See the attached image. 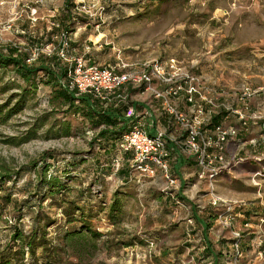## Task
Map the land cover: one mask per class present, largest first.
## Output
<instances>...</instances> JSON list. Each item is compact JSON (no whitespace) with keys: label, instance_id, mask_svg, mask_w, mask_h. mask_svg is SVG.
I'll use <instances>...</instances> for the list:
<instances>
[{"label":"rangeland","instance_id":"374dc122","mask_svg":"<svg viewBox=\"0 0 264 264\" xmlns=\"http://www.w3.org/2000/svg\"><path fill=\"white\" fill-rule=\"evenodd\" d=\"M56 23L74 35L76 49L91 47L88 59L98 66L113 65L118 58L128 65L176 59L224 96L248 85L257 93L250 107L264 116V0H0L2 47L44 46L58 34ZM8 25L11 29L6 32ZM15 81L11 71L0 70V86L17 85ZM16 93L19 90L13 88L0 95L2 114L18 103ZM66 125L69 133L62 136ZM100 127L92 129L80 114L68 112L54 100L49 85H41L19 111L0 123V176L11 177L5 187L12 188L16 204L29 199L23 186L30 175L14 177L26 165L45 159L47 177L59 175L65 183L56 202L46 199L35 204L22 218L11 207L6 211L0 222V254L18 249L10 238L14 229L26 235L39 220L47 247L53 249L49 264H264V223H260L264 151L258 148L260 161L250 159L253 154L245 149L251 137L238 155L243 161L212 185L214 194L234 208L227 226H222L215 221L221 209L209 203L207 181L190 171L173 187L159 172L135 177L129 156L115 146L105 154L99 150L104 141L94 139ZM72 157L78 159L72 162ZM87 192L88 205L100 202L104 207L100 212L96 207V217L90 221L101 236L71 248L63 246L59 235L67 209L64 202H81L89 197ZM115 194L123 207L113 222L106 214ZM234 233L240 235L239 258L232 247ZM24 255L29 264L30 255Z\"/></svg>","mask_w":264,"mask_h":264},{"label":"built area","instance_id":"2783aa9c","mask_svg":"<svg viewBox=\"0 0 264 264\" xmlns=\"http://www.w3.org/2000/svg\"><path fill=\"white\" fill-rule=\"evenodd\" d=\"M54 27L59 29L58 23ZM10 29L8 25L4 31L9 32ZM73 38L74 35L68 30L59 29L58 34L50 37V42L44 46L38 44L34 48L22 50L13 44L9 47L26 53L25 62L28 65L39 54H55L65 69L62 86L77 96H86L101 109L109 106L114 99H123L119 91L124 86L138 89L141 95L148 96L154 102L148 103V107L143 110L144 116H153L159 124L164 117L167 127L150 135L144 125L136 123L120 136L115 147L121 155L130 157V173L143 178L153 177L159 172L168 186H175L180 179L170 172L172 149L167 148L169 142L173 143L179 153L195 163L197 170L193 175L208 182L211 187L208 192L209 203L214 209H221L215 213V221L227 226L233 205L214 194L212 185L221 175H230L232 168L243 161L238 157L241 150L231 153L229 147L236 144L241 135L249 133L250 123L259 125V134L257 139L248 142L250 154H253L249 157L254 161L261 160L257 151L258 148L264 151V116L253 111L249 103L257 94L256 91L248 85H242L232 96L225 97L223 92L211 88L209 83L176 59L128 65L118 58L115 64L101 67L88 59L91 47L83 46L78 50L73 46ZM220 98L230 99L237 105L225 102L221 105L218 102ZM180 106L183 108L180 109ZM220 109L226 112L224 119L234 117L233 122L210 126L212 117L220 113ZM129 115H133L132 110ZM114 162L118 166L120 158ZM187 223L192 225V219H188ZM260 223H264L263 218ZM234 236L236 239L232 247L235 257L239 258L242 256L239 249L240 235L234 233Z\"/></svg>","mask_w":264,"mask_h":264},{"label":"trees","instance_id":"16d2710c","mask_svg":"<svg viewBox=\"0 0 264 264\" xmlns=\"http://www.w3.org/2000/svg\"><path fill=\"white\" fill-rule=\"evenodd\" d=\"M69 15H65V20H67ZM65 20L63 22H65ZM62 27L65 25L60 24ZM59 25V27H60ZM49 41H47L48 44ZM32 44V42L30 43ZM33 45V44H32ZM27 54L23 53L13 47L0 45V70L2 73L4 71H11L12 75L16 79L17 85L15 83H7L4 86H0V95L4 94L10 89L16 88L19 90V93H16L15 97L19 98L18 103L14 108L10 109L7 112L3 111L1 113L0 106V123L5 122L9 117L14 115L19 111L22 104L25 103L27 98L33 97L38 91L41 85H49L51 87L54 100L59 101L61 106H67V111L72 112L73 115L80 114L87 123H89L92 129H97L98 133L94 140H102L104 143L97 147L101 149L104 154L106 151H110L116 145V141L120 136L126 131L121 129L122 122L120 120L114 119L112 112H106L105 109H97L95 107L96 103L91 102L86 96H77L73 91H69L64 88L62 85L65 78V69L63 64L57 59L56 55L46 56L39 54L37 59L30 65L26 64ZM225 113L220 112L216 116L212 117L211 125L220 124V120L223 119ZM69 126H65L62 129V136L68 135ZM78 159V157H72V162ZM50 160V157H47ZM80 159V158H79ZM86 159H80L82 164H85ZM68 165L66 167L65 173L69 169ZM49 170V165L46 163L45 159L40 161V164L37 165L36 162L26 165L25 167L20 168L14 175L15 178L21 177L23 173L30 175V180L23 186V190L26 191L27 197L25 201L16 204V201L12 198L13 193L11 192L12 188H6V181H10L11 177L9 176H0V222L3 219L6 211L11 207L12 210L17 211L18 218H22L24 211L27 212L28 208L36 206L35 204H40L46 199L53 200L56 202L58 195L65 189V183L63 178L59 175L50 174L47 177ZM27 172V173H26ZM124 174H126L124 172ZM124 176V175H122ZM63 177V176H62ZM33 193V194H32ZM88 196L86 199H81V202L71 201L64 202L66 204V210L63 213V224L64 226L59 235L60 240L62 241L63 246L73 247L75 245L81 244L82 241L85 243L87 240L94 241L95 239L101 236V233L93 229L91 225V219H95V212L97 211L96 207H99L98 212L104 208L99 202L98 205L93 206L92 204L88 205V202L91 198V194L87 192ZM118 194H115L112 203L107 208V217L109 221L115 222V220L122 213V202L117 198ZM33 204L25 205L27 202ZM97 213V212H96ZM248 215L247 212L244 213ZM36 219V218H35ZM208 228V225H205ZM204 231V227L202 228ZM45 231L42 230L39 220L36 221L32 227L30 233L24 235L21 231L14 229L11 233V240L14 243H18V249L14 250L8 248L0 254V264H26L24 262V254L30 255L29 264H35L32 259L35 258V261L40 260L39 264H49L51 259L50 251L53 250L48 248L47 241L45 239ZM15 246V245H13ZM39 256L35 257V253L38 251ZM26 251V252H25ZM210 252L208 247L206 252ZM25 252V253H24Z\"/></svg>","mask_w":264,"mask_h":264},{"label":"crops","instance_id":"0c3cea01","mask_svg":"<svg viewBox=\"0 0 264 264\" xmlns=\"http://www.w3.org/2000/svg\"><path fill=\"white\" fill-rule=\"evenodd\" d=\"M119 92L123 96V99H114L113 102L105 108V111L107 113L112 112L114 119L116 118L117 120H120L122 122V124L120 125L122 126L121 129L127 131L133 125H135L136 123H139V124L144 125V129L147 131L148 134L154 135L157 132V130H162L165 128V126L167 127L166 119L164 117L162 119V122L159 124V122L157 123L153 116L151 117L144 116L145 113H143V110L148 107V103L154 102V101L149 100L148 96L144 94L141 95L138 89L135 90L133 88L126 87V86L122 87ZM261 95H263V98H264V94H261ZM218 102L221 105L224 102L237 105V103H234L232 100L227 99V98H220ZM95 108L99 110L101 109L98 106ZM181 108L183 107L180 106V109ZM131 110L133 113L132 116L129 115ZM219 112H223L226 115V112L223 109H220ZM233 120H234V117H232L229 120H225L223 117V119L220 120V124L232 123ZM258 126L259 125L257 123H250L249 124V129H250L249 134L241 135L237 139L236 144H231L229 147L230 152L233 153L235 151L238 152L239 150H242L243 146H241L240 144H246L249 139H253L252 137L257 138L259 134ZM169 132H170V129H168V133ZM243 136L244 138H242ZM168 137H171V134H168ZM248 137H251V138L248 139ZM238 146H239V149L237 150ZM167 148L168 150L172 149L171 155L169 158L170 159L169 163H171L170 172L172 174L176 175L178 179L182 180L183 173H188L189 171L192 172V174L196 173L197 168L191 158H188L182 155L181 153H179V150L173 143L169 142ZM249 150L250 148L247 147L245 149V152ZM245 152H242V153L244 154Z\"/></svg>","mask_w":264,"mask_h":264},{"label":"bare ground","instance_id":"6f19581e","mask_svg":"<svg viewBox=\"0 0 264 264\" xmlns=\"http://www.w3.org/2000/svg\"><path fill=\"white\" fill-rule=\"evenodd\" d=\"M99 38H96L95 40H98Z\"/></svg>","mask_w":264,"mask_h":264}]
</instances>
